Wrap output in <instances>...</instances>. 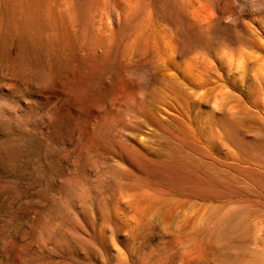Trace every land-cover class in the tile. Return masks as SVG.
<instances>
[{"label":"rangeland","instance_id":"obj_1","mask_svg":"<svg viewBox=\"0 0 264 264\" xmlns=\"http://www.w3.org/2000/svg\"><path fill=\"white\" fill-rule=\"evenodd\" d=\"M0 264H264V0H0Z\"/></svg>","mask_w":264,"mask_h":264}]
</instances>
